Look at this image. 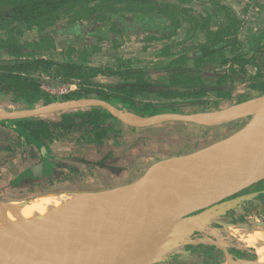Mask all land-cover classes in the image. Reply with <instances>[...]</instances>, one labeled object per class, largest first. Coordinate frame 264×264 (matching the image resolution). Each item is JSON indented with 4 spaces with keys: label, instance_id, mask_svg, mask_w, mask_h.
I'll return each mask as SVG.
<instances>
[{
    "label": "rangeland",
    "instance_id": "obj_1",
    "mask_svg": "<svg viewBox=\"0 0 264 264\" xmlns=\"http://www.w3.org/2000/svg\"><path fill=\"white\" fill-rule=\"evenodd\" d=\"M157 2L159 3L155 6L152 5L153 10L161 17L165 12L163 8L171 4L170 7L175 9L177 17L181 19V26L164 30L155 38L148 30L133 29L132 32L126 28L121 33L112 32L111 22L85 18L75 21L76 23L72 22L71 18H64L43 31L36 26H16L14 32L22 43L40 41L41 38L50 39L46 44L32 47L29 51H37L38 56L57 61L77 62L113 69L153 68L163 67L186 55L187 60H185L188 65H194L197 59L191 56V53L207 42L208 29L207 27L198 29L195 27L196 22H188L184 19L194 17L198 20L202 15L207 17L206 8H212L217 16L216 23H218L213 27V31H225L227 37L236 38L235 47L228 46L223 51V55L231 56L235 52L249 51L264 44V0H157ZM141 14V12L138 13V15ZM124 15L132 17L135 14L124 12ZM207 25L209 28V24ZM104 31H107V35H104ZM7 33V30L1 29L0 38L7 37ZM220 57L215 56V59L218 60ZM225 67V65L219 66L220 69ZM249 69L252 73L256 71L252 67ZM39 75L42 79L49 78L45 73H39ZM157 79L165 81L166 76H158ZM95 80L99 83H109L116 82L119 77L100 75ZM44 87L56 96L55 101L50 103H56L64 101L63 96L79 89L80 84L78 82H58L55 85L45 83ZM244 87L240 85L236 94L243 93ZM259 97L261 96L254 99ZM154 99L157 100V98ZM200 99L205 103L185 104L186 102L182 101V105L177 106L176 109L181 110V114L191 115L198 112L208 116L212 112L223 111L243 103L224 106L223 109L216 110V101L219 99L214 93L211 92ZM39 106L42 105L37 107ZM3 107L4 109L1 108L0 111L6 110L7 107L5 105ZM203 115L200 117H204ZM254 115L259 117L264 115V112L229 118L222 123L209 124L216 125L210 128L198 126L193 123V120H165L151 124L144 131L138 127L132 129L131 125L121 120L119 125L124 131L117 133L116 140H110L107 152L102 154L94 150L93 144H88L83 139L80 140L82 136L80 132L67 134L54 140L49 144L50 152H46L32 145H21L15 131L0 125L2 130L0 131V208L3 203H20L47 193L66 191L96 193L112 189L110 192L121 194L116 186H125L137 180L154 163L165 158L189 154L192 148H195L196 143L197 148L201 149L212 145L244 127ZM116 141H121V143L116 144ZM6 146H11L14 150L11 151ZM104 160L106 165L107 163L113 165L115 162L117 168L123 165L124 171L119 169L117 173L130 174L126 179V184L119 185L117 175L113 176L114 173L108 171L111 168L103 165ZM133 161L135 162L132 163ZM163 184V182L155 183L152 188ZM262 189H264V178L239 195L254 193ZM249 207V203L243 201L210 218L197 226L190 234L174 240L155 264H220L226 260V256L222 258L223 254L204 252L206 248L215 252L227 249L233 251L231 256L234 258L256 260L257 253L252 245L258 246L260 254H264V213H251ZM18 217L21 219L20 215ZM240 223H246L249 225V230H254V233L258 232V239L251 241L246 236L248 232H243L242 236L245 239L241 241L238 235L232 234L229 226ZM11 226L10 224V228ZM10 228L7 229L11 232L9 235L5 231L0 236V254L7 252L6 242L16 238L15 234L19 233L17 229L12 232ZM18 228L22 231L25 229L23 226ZM26 233L28 232L22 234L27 238ZM30 242L33 241L28 240L27 245L33 246ZM193 245L196 248L190 250L189 246ZM23 248H16L15 255L22 256ZM193 253H196V256ZM30 255L36 256L37 259L40 258L38 253H30Z\"/></svg>",
    "mask_w": 264,
    "mask_h": 264
},
{
    "label": "trees",
    "instance_id": "obj_2",
    "mask_svg": "<svg viewBox=\"0 0 264 264\" xmlns=\"http://www.w3.org/2000/svg\"><path fill=\"white\" fill-rule=\"evenodd\" d=\"M156 3L159 2L157 0H0V30L8 31L7 37L0 38V56H2L0 57V108L4 109L5 105L6 110L29 109L49 104L55 101L56 96L46 91L43 85L45 83L55 85L58 82L80 84L79 89L65 94L63 100L92 97L142 117L181 113L176 107L182 105V101H185V104H204L205 101L200 98L211 92L219 99L216 101V110L264 95V44L249 51L235 52L231 56L223 55L225 48L235 47L236 38L227 37L225 31H213V27L218 23L212 8H206L208 16H200L201 19L204 17L202 20H195L194 17L184 19V21L196 22L195 27L198 29L204 27L208 29L207 42L191 53V56L197 59L194 65H188L186 55L163 67L153 68L113 69L57 61L38 56L37 51H29L32 47L46 44L50 39L41 38L40 41L22 43L14 32L16 26H36L43 31L64 18H71L72 22L85 18L111 22L112 32L121 33L126 28L132 32L133 29L148 30L155 38L164 30L181 26V19L177 17L175 9L170 7L171 4L163 8L165 12L160 17L153 10L152 5L155 6ZM124 12L135 15L131 17L124 15ZM139 12L142 14L138 15ZM104 35H107V31H104ZM215 56L221 57L216 60ZM221 65L226 67L220 69ZM249 67L255 68L256 71L252 73ZM39 73H45L49 78L42 79ZM100 75L119 77V80L99 83L95 79ZM162 75L166 76L165 81L157 79ZM240 85L245 86L243 93L236 94ZM120 121V118L106 107L94 104L49 114L3 119L0 125L15 131L21 145H32L46 152H50L49 144L54 140L80 132L82 133L80 140L93 144L94 150L102 154L107 152L110 140H116L117 133L124 131L119 125ZM130 127L137 129L136 126ZM118 142L121 143L116 141V144H120ZM6 148L14 150L11 146ZM246 202L254 213H264V193ZM189 248L193 250L196 247L193 245ZM204 252L223 254L222 258L226 256L222 250L215 252L206 248ZM193 255L196 256V253Z\"/></svg>",
    "mask_w": 264,
    "mask_h": 264
},
{
    "label": "water",
    "instance_id": "obj_3",
    "mask_svg": "<svg viewBox=\"0 0 264 264\" xmlns=\"http://www.w3.org/2000/svg\"><path fill=\"white\" fill-rule=\"evenodd\" d=\"M91 104L106 107L124 123L136 127L165 120H196L189 114L166 113L140 116V124L132 123L123 117L121 110L91 97L29 109L2 110L0 121ZM168 159L176 161L178 167L166 177L162 187L157 186L151 194L148 192L149 170L137 180L116 187L121 193L116 198L117 203L128 206L129 202H136L138 196H142L144 204L134 222L125 226L110 243L100 245L103 252L93 253L86 249L78 258L60 256L54 257L53 261L59 264H155L174 240L190 234L197 226L222 211L263 194L264 189L239 195L264 178L259 173L264 165V117L254 115L232 135L192 153ZM224 252L226 259L234 258L227 249Z\"/></svg>",
    "mask_w": 264,
    "mask_h": 264
},
{
    "label": "bare ground",
    "instance_id": "obj_4",
    "mask_svg": "<svg viewBox=\"0 0 264 264\" xmlns=\"http://www.w3.org/2000/svg\"><path fill=\"white\" fill-rule=\"evenodd\" d=\"M121 112L123 117L132 123L140 124L142 122V118L133 112L128 110ZM262 112H264V96L220 112H212L208 116H199V119L204 123L208 121L217 124L225 122L229 118ZM259 117H264V115ZM196 120L198 121L197 117ZM177 167L176 161L172 159L154 163L149 170L148 192L151 194L157 188V186L152 188L153 184L165 183L166 177L174 173ZM259 173L264 175V165ZM120 196L121 194L106 191L96 193L66 191L47 193L20 203L1 204L0 220L4 219L6 222L0 221V236L10 228V224L12 225L11 231L17 229L19 233L15 234L16 238L6 242L7 252L0 254V264H40L41 262L59 264L60 262L53 261L54 257L78 258L80 253L86 249L93 253L103 252L100 245L105 246L110 243L125 226L134 222L144 204L142 196H138L136 202H129L128 206H124L116 201V198ZM18 215L21 216V219ZM16 220L18 221L15 222ZM22 226L25 227L23 231L18 228ZM229 227L231 233L235 236L238 235L241 241L245 239L242 236L243 232H248L246 236L251 241L259 237V233L249 230V225L246 223ZM25 232H28L26 235L29 239L23 235ZM9 233L11 232L9 231L8 235ZM28 240L33 241L30 242L33 246L27 245ZM245 243L249 244L246 241ZM261 246H263L262 243ZM22 247H24L21 251L22 256L15 255L16 248ZM252 247L257 253L256 260L228 257L220 264H264V254H260V248L256 245H252ZM30 253H38L40 258L37 259ZM61 262L64 261L61 260Z\"/></svg>",
    "mask_w": 264,
    "mask_h": 264
},
{
    "label": "crops",
    "instance_id": "obj_5",
    "mask_svg": "<svg viewBox=\"0 0 264 264\" xmlns=\"http://www.w3.org/2000/svg\"><path fill=\"white\" fill-rule=\"evenodd\" d=\"M227 109H229V108H227ZM0 110H1V108H0ZM220 112V111H219ZM214 113V112H213ZM45 114H49V113H45ZM204 113H198V112H196V113H193V114H191L193 117H197V119H198V121L197 120H194V119H192L193 120V123L194 124H198V126H204L205 128L207 127V128H210L211 126H216V125H209V124H216V123H210V122H208V121H206V123H204L203 121H201L200 119H199V116H201V115H203ZM142 118V117H141ZM203 119V118H202ZM208 123V124H207ZM220 123V122H219ZM229 123H231V122H229ZM148 126L150 127V125H146V126H143V127H138V128H141L143 131L146 129V128H148ZM152 128V127H151ZM142 131V132H143ZM142 139H143V137H141ZM222 140V139H221ZM220 141V140H219ZM194 147L195 148H192V150L190 151L191 153L192 152H194V151H197V150H199V149H201V148H197V143L194 145ZM176 156H178V155H176ZM132 156L130 155V158H131ZM175 157V156H174ZM133 159H135V158H133ZM132 159V160H133ZM165 159H167V158H165ZM114 160H116V159H114ZM135 161H133L132 163H134ZM118 163H119V161H118ZM132 163H130V164H132ZM115 165L116 164H113V168H112V170H108V171H110V172H112V174L114 173V175L113 176H115V175H117L116 177H118V180H119V185H122V184H126V179H127V177H128V175H130L129 173L127 174L126 172H118L117 173V171L120 169L121 171H124V168H122V167H120V168H117V167H115ZM121 165H122V163H121ZM114 167L116 168V169H114ZM152 167V165L150 166V168ZM150 168H149V170H150ZM116 170V171H115ZM117 173V174H116ZM116 187H118V186H116Z\"/></svg>",
    "mask_w": 264,
    "mask_h": 264
},
{
    "label": "flooded vegetation",
    "instance_id": "obj_6",
    "mask_svg": "<svg viewBox=\"0 0 264 264\" xmlns=\"http://www.w3.org/2000/svg\"><path fill=\"white\" fill-rule=\"evenodd\" d=\"M114 157V156H113ZM102 163H103V165H105V166H107L108 168H111V169H109V170H112V168H113V165L111 164H109V163H107V165L105 164L106 163V161L104 160V161H102ZM113 164H115V162L113 163ZM120 168V167H119ZM261 195V194H260ZM259 196V195H258ZM257 197V196H256ZM249 209H250V207H249ZM251 210V209H250ZM251 213H254L253 211L251 212ZM251 215V214H250ZM228 252H230V253H233V251H231V250H228Z\"/></svg>",
    "mask_w": 264,
    "mask_h": 264
},
{
    "label": "built area",
    "instance_id": "obj_7",
    "mask_svg": "<svg viewBox=\"0 0 264 264\" xmlns=\"http://www.w3.org/2000/svg\"><path fill=\"white\" fill-rule=\"evenodd\" d=\"M64 85H67V84H64ZM70 85H73V84H70ZM43 88L46 90V91H49L48 89H46L45 87H44V85H43ZM50 92V91H49Z\"/></svg>",
    "mask_w": 264,
    "mask_h": 264
}]
</instances>
